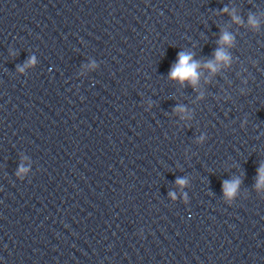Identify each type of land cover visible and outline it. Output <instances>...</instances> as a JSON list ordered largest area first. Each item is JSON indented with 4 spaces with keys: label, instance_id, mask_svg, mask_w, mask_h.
Masks as SVG:
<instances>
[{
    "label": "clouds",
    "instance_id": "9594fccd",
    "mask_svg": "<svg viewBox=\"0 0 264 264\" xmlns=\"http://www.w3.org/2000/svg\"><path fill=\"white\" fill-rule=\"evenodd\" d=\"M224 41L229 40V37L227 34L223 37ZM216 58L217 60H222L224 59V56L221 52L216 53ZM192 61L191 55H186L184 53L179 54V62L178 64L174 67V69L171 72V77L179 79L180 81L184 80H190L191 82L195 83L197 79V72L196 68L198 65ZM208 67H213V65H208ZM264 179V177H262Z\"/></svg>",
    "mask_w": 264,
    "mask_h": 264
}]
</instances>
